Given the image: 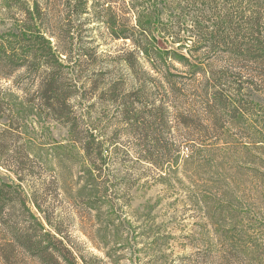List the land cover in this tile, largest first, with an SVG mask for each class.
<instances>
[{
    "label": "rangeland",
    "instance_id": "1",
    "mask_svg": "<svg viewBox=\"0 0 264 264\" xmlns=\"http://www.w3.org/2000/svg\"><path fill=\"white\" fill-rule=\"evenodd\" d=\"M49 2L58 32L60 27L70 29L71 38L59 34L60 45L67 46V41L72 43L70 56L64 59L68 68L77 70L73 76L70 73V77L87 83V86L79 82L73 86L74 81L66 82L69 85L66 87L72 91L68 101L78 107L95 105L89 117L101 122L103 137L112 140L110 148L143 150L145 137L151 129L149 124L148 128L142 125V119L134 132L128 130L126 124L118 123V105L112 104L108 94L103 93L104 86H126V94H133L136 86H175L187 98L181 111L193 109L188 103L193 97L201 101L199 90L205 87L222 88L227 93L240 87L242 92L236 100L244 104V110L249 113L239 115L228 110L222 115L226 116L221 118L224 121L217 117L216 123L208 127L192 118L174 121L171 129L155 124L156 133H161V139L168 145L182 144L184 158L189 155L192 142L202 148H209L215 142L218 145L211 148L212 152H196L173 170H166L165 176L149 164L134 165L129 158L122 165L108 166L99 182L106 186L102 193H114V198L109 205L98 203L97 211L75 198L81 177H84L81 151L68 140L60 125L43 121L42 128H38L31 124L37 135L35 151L44 163L37 175L44 182L28 191H35L34 197L52 227L90 264H200L191 259H195L198 252L204 255L210 247L234 254L236 262L233 264H264V82L256 86H202L203 75L190 77V71L180 60L203 63L212 73L226 72L228 67L231 70L242 67L250 74L264 71L241 58L229 57L226 47H216L212 53L194 50L190 53L188 49L194 43L191 44L185 34L180 44H173L163 28L175 27L180 19L187 17V21L199 11L197 5H185L186 0H145L141 21L150 30V44L171 58L175 56L171 60L168 82L164 74L149 69L141 57L138 62L134 61L133 69L127 67L119 57L126 48L121 40L111 38L103 26L79 25L78 22L65 25L63 0ZM210 6L214 8V4ZM12 10L9 12L0 3V32L8 31L15 23ZM89 14L83 18L90 17ZM212 16L202 17L205 27L213 25ZM131 19L133 23L134 18ZM88 26L93 28L88 31ZM93 46L95 50L84 55L81 47ZM236 80L237 77L229 73L225 83L234 84ZM33 81L32 76L20 70L12 74L10 81L0 80V85L10 86L11 92L36 101ZM90 81H93L92 86H89ZM228 95L234 98L232 92ZM133 101L134 108L142 113L151 107L141 94L135 95ZM231 114L233 118L227 117ZM0 182L3 184H0V256L9 257L4 264H33L23 252H18L17 244L8 247L7 241L21 232L37 235L38 226L27 208L31 212L36 210L30 201L23 205L14 176L2 168ZM35 215L41 217L42 213L35 212ZM43 224L51 229L44 221Z\"/></svg>",
    "mask_w": 264,
    "mask_h": 264
},
{
    "label": "trees",
    "instance_id": "2",
    "mask_svg": "<svg viewBox=\"0 0 264 264\" xmlns=\"http://www.w3.org/2000/svg\"><path fill=\"white\" fill-rule=\"evenodd\" d=\"M0 3L7 7L9 12L13 9L11 15L15 20L8 31L0 32V80L8 82L12 74L21 70L22 74L32 76L36 84V101L26 100L27 95L22 98L11 92L10 86L0 85V168L14 176L16 189L23 196V205L30 201L35 208L36 211L31 212L28 208L27 210L39 230L36 236L26 232L13 234L7 241L8 247L17 244L18 252H23L33 264H90L65 241V237L56 228L52 227L34 197L35 191H28L44 182L40 175H37L38 169L44 166V163L36 154L37 135L31 124L38 128H42L40 125L43 121L60 125L68 140L81 151V169L84 177H81V183L75 191V198L85 201V205L97 211L98 203L109 205L114 198V193H102V188L105 191L106 186L99 182L103 177L101 173H104L108 166L122 165L129 158L134 165L140 162L149 164L156 168L161 176H165L166 170H173L182 161L186 162L193 157L196 152H210L211 148L217 147L218 142L209 148L196 146L192 142V145H189V155L184 158L182 144L168 145L161 139L162 134L156 133L154 125L159 124L171 129L170 125L174 121L192 118L200 120L208 127L209 124L216 123L217 117L219 121L225 119L226 116L222 115H226L228 110H233L239 115H249L243 108L244 104L236 100L242 92L241 88H234L227 93V90L222 88L216 90L205 87L199 90L201 101L197 102L193 97L188 105L194 108L181 111L180 108L187 103V98L180 94L181 91L175 89V86H136L133 94L124 93L126 86H104L103 93L108 94L112 104L118 105V123L126 124L128 130L134 132L137 131L136 127H139L138 121L142 119V125L148 128L149 124L151 129L150 134L147 133L145 137L143 150L122 151L117 147L110 148L112 140L103 137L101 122L89 117L92 109L96 108L95 105L76 107L68 101L72 91L66 87L69 86L66 82L69 84L68 82L74 81L73 86H77L78 82L81 86H87V83L70 77V73L73 76L77 70L68 68L64 59L70 56L72 43L67 41L69 48H66L65 44L60 45V36H70V29L60 27L58 32L49 0H0ZM62 3L66 8L65 25L78 22L79 25L103 26L111 38L121 40L125 44L126 48L119 57L123 58L127 67L133 69L134 61L138 62L141 57L148 63L149 69L164 74L165 82L169 81L171 60L175 59V56L171 58L168 53H162L150 44V30L141 21L146 9L145 0H63ZM207 4L209 5L206 6ZM210 4H214V8ZM185 5H197L199 11L189 16L187 21V17H183L180 22H176L175 27L163 28L166 37L170 38L173 44H180L182 34H185L191 44L194 43L188 49L190 53L193 50L212 53L216 47H226L225 53L229 57L241 58L264 71V0H186ZM89 9L92 12H88ZM88 13L90 17L83 18ZM209 14L213 15L214 23L205 27L202 17ZM131 17L134 18L133 23ZM88 27V31L93 28ZM95 48L81 47L84 55L93 52ZM180 63L190 71V77L203 75L205 82L202 86H256L257 83L264 82V73L250 74L242 67L237 70L228 67L225 68L226 72L220 70L212 73L203 63L191 64L184 60H180ZM229 73L232 77H237L234 84L225 83ZM92 82L90 81L89 86H92ZM230 92L234 98H229ZM139 94L148 100L151 106L144 113L134 108V96ZM251 105H254V102ZM227 117L234 116L231 114ZM0 184L3 185L1 182ZM35 212L42 213L41 217L36 216ZM43 221L51 229H46ZM236 251L239 252L237 249ZM195 256L197 257L191 261L196 263V260L200 264L236 262L234 254L211 247L204 251V255L198 252ZM0 258L2 264L10 260L9 257Z\"/></svg>",
    "mask_w": 264,
    "mask_h": 264
}]
</instances>
